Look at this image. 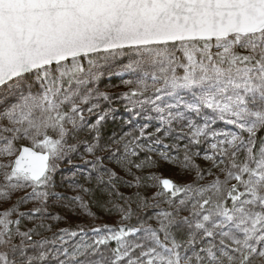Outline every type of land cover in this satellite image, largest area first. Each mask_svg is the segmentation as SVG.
<instances>
[{"label": "rangeland", "instance_id": "1", "mask_svg": "<svg viewBox=\"0 0 264 264\" xmlns=\"http://www.w3.org/2000/svg\"><path fill=\"white\" fill-rule=\"evenodd\" d=\"M263 44L260 36L244 38L233 34L214 40L114 49L44 66L2 84L0 204L8 202L18 186L7 163L18 151L10 146L9 134L19 139L26 137L28 115L34 103H46L50 108L62 110L74 121L80 114L103 115L106 107L113 106L114 102L136 113L139 104L148 100L156 107L154 117L160 120V125L202 142L201 149L194 152H200L204 163L218 159L217 171L208 172L205 181L180 196L166 198V204L171 206L169 212L163 213L157 207L152 214L155 219L170 220L179 213L193 216L195 242L190 240L183 248L165 244L148 226L138 223L131 230L132 243L139 245L148 257H133L129 245L122 243L120 259L139 261L136 264H207V260H218V257L233 261V256L237 259L244 253L247 257L242 264H254L258 257H263L264 262V145L243 185V194L231 208L221 204L222 185L240 182L242 177L238 171L242 167L231 166L234 172L223 183L221 176L225 174L218 167L224 163L222 151L237 139L234 126L252 132L264 119V74L259 73L264 63ZM112 78L116 79L114 83L110 81ZM141 133L146 137L154 135L144 130ZM50 162V172H53L59 159L51 156ZM73 171L70 175H59L62 176L59 183L74 193L77 189L71 182ZM202 200L208 204L200 206ZM106 234L103 235V264L111 260V249L104 242ZM93 243L82 242L71 254L83 255L82 259L92 257ZM90 248L92 252H87ZM128 261L124 260L123 264Z\"/></svg>", "mask_w": 264, "mask_h": 264}, {"label": "trees", "instance_id": "2", "mask_svg": "<svg viewBox=\"0 0 264 264\" xmlns=\"http://www.w3.org/2000/svg\"><path fill=\"white\" fill-rule=\"evenodd\" d=\"M258 36L264 40V31L243 37ZM262 65L259 73L264 74ZM110 81L114 83L116 79ZM116 104L107 106L103 115L80 114L72 121L62 110L50 108L46 103H34L28 115L26 137L19 139L9 134L13 149L22 144L31 145L48 151L59 162L53 172H50V162L47 173L37 182L10 173L18 186L8 202L0 204V264H103L105 233L104 242L111 249V260L106 264L128 261V258L120 259L122 243L129 245L133 257L144 255L146 259L148 254L132 243L131 230L138 223L148 226L165 244L183 248L190 240L195 242L193 216L179 213L170 220L155 219L152 214L157 207L163 213L169 212L171 206L165 199L180 196L205 181L208 172L217 171L218 159L204 163L200 152H194L201 149L202 142L160 125V120L154 117L156 107L152 101L139 104L134 114L127 106ZM142 130L152 132L154 137L144 136ZM234 130L237 139L222 151L224 163L218 167L225 174L221 176L222 183L234 172L230 168L234 165L236 169L242 167L238 171L242 178L233 185L223 183L220 201L226 208H231L243 194V185L254 170L264 145V119L252 132L237 125ZM11 162L10 157L8 167ZM72 170L75 172L71 182L77 189L74 193L59 183L62 177L59 175H70ZM203 200L200 206L208 204ZM82 242H94L92 257L82 259L83 255L71 254ZM87 252H92V248ZM235 257L233 261L218 257V260H207V264H242L247 256L242 253ZM261 258L254 264H264Z\"/></svg>", "mask_w": 264, "mask_h": 264}, {"label": "water", "instance_id": "3", "mask_svg": "<svg viewBox=\"0 0 264 264\" xmlns=\"http://www.w3.org/2000/svg\"><path fill=\"white\" fill-rule=\"evenodd\" d=\"M262 31L264 0H0V86L98 52ZM50 161L22 144L10 170L37 182Z\"/></svg>", "mask_w": 264, "mask_h": 264}]
</instances>
